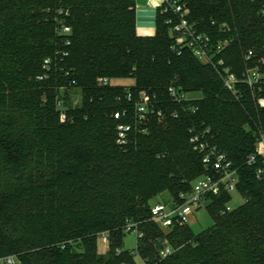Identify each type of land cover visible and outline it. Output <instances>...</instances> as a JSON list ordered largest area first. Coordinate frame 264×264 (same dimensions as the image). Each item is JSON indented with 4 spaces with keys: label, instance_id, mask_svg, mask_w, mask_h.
Segmentation results:
<instances>
[{
    "label": "trees",
    "instance_id": "1",
    "mask_svg": "<svg viewBox=\"0 0 264 264\" xmlns=\"http://www.w3.org/2000/svg\"><path fill=\"white\" fill-rule=\"evenodd\" d=\"M185 1L200 30L229 39L223 56L239 76L249 49L264 57V0ZM169 17L158 9L156 33L143 36L136 0H0L3 255L20 264H137L136 255L145 264H264V180L248 163L264 131L255 96L264 91L243 84L234 94L191 50L178 53ZM170 86L202 95L178 103ZM142 91L153 107L140 121ZM120 124L132 125L124 145ZM192 128L209 129L228 154L244 202L222 213L232 194L213 195L210 228L164 230L152 220L151 200L178 198L206 171ZM129 222L143 233L135 252L125 248ZM102 232L110 239L104 252ZM166 241L173 252L163 257Z\"/></svg>",
    "mask_w": 264,
    "mask_h": 264
},
{
    "label": "built area",
    "instance_id": "2",
    "mask_svg": "<svg viewBox=\"0 0 264 264\" xmlns=\"http://www.w3.org/2000/svg\"><path fill=\"white\" fill-rule=\"evenodd\" d=\"M151 4L156 0H144ZM158 9L170 14L168 23H170V35L173 37V48L181 53L184 49H189L203 63L213 67L217 75L222 79L224 87L234 94L240 91V85H247L255 92L264 91V57L255 60V52L249 49L245 53L247 61L246 67L239 76L233 67L227 65L223 56L225 49L229 46V39L214 40L213 36L206 31L199 29L196 22L190 19V10L185 0H160ZM63 33H70L71 27L63 24L61 28ZM69 43V41H68ZM50 58L44 63V68H50ZM261 63V64H260ZM43 78V76H40ZM100 84L112 83V79L108 77H100ZM169 93L172 99L178 103H184L195 99L199 96H190V93L170 86ZM256 100L260 106L264 107V95H256ZM61 109L63 101H59ZM75 104L78 100L74 101ZM137 118L143 121L148 116V112L152 109V97L146 92L140 93V98L135 103ZM65 111L62 110L61 117L65 120ZM119 117V114H116ZM132 125L120 124L118 126V144L124 145L128 141L129 132ZM190 141L194 148L202 154L205 172L195 178L192 182V188L188 192H183L178 198H170L168 201H158L151 206L152 220L155 221L162 229L168 230L176 223L189 224L194 214V209L208 208L212 201L213 195H219L222 192L232 194L237 191L239 181L238 170L234 167L232 160L228 154L224 152L213 140L209 129L199 130L191 129ZM248 163L256 166L257 178L264 180V131H261L256 141V151L249 154ZM233 208L227 205L222 211H231ZM190 225V224H189ZM126 231H136L137 235L142 236L143 233L133 223L129 222ZM109 234L102 232L99 235V242L103 249H107L109 245ZM173 252L172 246L166 241L161 254L163 257ZM0 264H20L17 255H3L0 252Z\"/></svg>",
    "mask_w": 264,
    "mask_h": 264
},
{
    "label": "rangeland",
    "instance_id": "3",
    "mask_svg": "<svg viewBox=\"0 0 264 264\" xmlns=\"http://www.w3.org/2000/svg\"><path fill=\"white\" fill-rule=\"evenodd\" d=\"M113 84H127L130 85L134 83V79L132 78H119L113 79ZM202 94L199 92H192L190 96H201ZM170 199V194L168 192H164L157 197L151 200V203L154 204L158 201H168ZM244 202V197L238 192L234 191L232 193V200L229 202L231 208H236ZM214 223L212 216L209 214L208 210L205 208L194 209V214L192 216V220L189 223L191 229L195 233H199L203 230L210 228ZM137 232L130 231L125 236V248L129 249L132 252H135L136 244H137ZM104 250V249H101ZM137 264H145L144 260L139 256L136 255Z\"/></svg>",
    "mask_w": 264,
    "mask_h": 264
},
{
    "label": "crops",
    "instance_id": "4",
    "mask_svg": "<svg viewBox=\"0 0 264 264\" xmlns=\"http://www.w3.org/2000/svg\"><path fill=\"white\" fill-rule=\"evenodd\" d=\"M137 1V33L152 36L156 33V19L160 0L148 4L144 0ZM105 249L103 250V252Z\"/></svg>",
    "mask_w": 264,
    "mask_h": 264
}]
</instances>
